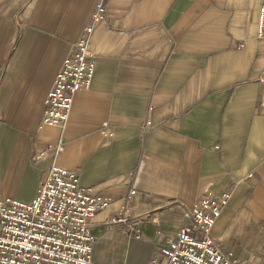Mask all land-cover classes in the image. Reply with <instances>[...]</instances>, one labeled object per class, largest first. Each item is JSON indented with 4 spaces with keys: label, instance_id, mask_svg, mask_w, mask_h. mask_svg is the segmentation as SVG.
Returning <instances> with one entry per match:
<instances>
[{
    "label": "crops",
    "instance_id": "1",
    "mask_svg": "<svg viewBox=\"0 0 264 264\" xmlns=\"http://www.w3.org/2000/svg\"><path fill=\"white\" fill-rule=\"evenodd\" d=\"M101 1L107 14L90 38V87L74 95L63 126H42L44 100ZM257 7L0 0V199L31 203L52 168L75 172L82 189L111 199L89 230L94 263L148 264L180 231L186 209L208 190L227 191L211 237L240 261L264 263Z\"/></svg>",
    "mask_w": 264,
    "mask_h": 264
},
{
    "label": "built area",
    "instance_id": "2",
    "mask_svg": "<svg viewBox=\"0 0 264 264\" xmlns=\"http://www.w3.org/2000/svg\"><path fill=\"white\" fill-rule=\"evenodd\" d=\"M257 6L258 39L264 38V0H257ZM106 14L101 1L63 61L44 100L42 126H63L74 95L90 87L95 72L90 38ZM258 80L264 87V71ZM150 125L147 121L144 128ZM130 195L134 196L135 191ZM228 200L227 191L220 195L206 191L183 212L185 223L180 231L153 251L148 264H249L220 247L210 234ZM110 204V198L82 189L75 172L52 168L31 203L0 199V264H97L92 260L94 238L89 230L94 216ZM121 221L124 219L114 220Z\"/></svg>",
    "mask_w": 264,
    "mask_h": 264
},
{
    "label": "rangeland",
    "instance_id": "3",
    "mask_svg": "<svg viewBox=\"0 0 264 264\" xmlns=\"http://www.w3.org/2000/svg\"><path fill=\"white\" fill-rule=\"evenodd\" d=\"M260 255V259L261 261H264V254H259Z\"/></svg>",
    "mask_w": 264,
    "mask_h": 264
}]
</instances>
